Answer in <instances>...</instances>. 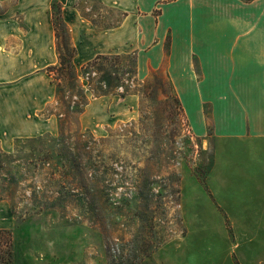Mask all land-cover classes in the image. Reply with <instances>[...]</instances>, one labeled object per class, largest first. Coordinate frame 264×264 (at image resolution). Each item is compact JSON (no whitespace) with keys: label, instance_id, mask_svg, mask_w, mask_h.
Listing matches in <instances>:
<instances>
[{"label":"rangeland","instance_id":"374dc122","mask_svg":"<svg viewBox=\"0 0 264 264\" xmlns=\"http://www.w3.org/2000/svg\"><path fill=\"white\" fill-rule=\"evenodd\" d=\"M76 7L99 28L123 18L100 0ZM52 14L66 59L49 70L58 121L0 140L13 264H264V169L260 186H242L231 167L246 152L232 155L208 125L198 135L166 63L128 50L77 66L61 3Z\"/></svg>","mask_w":264,"mask_h":264},{"label":"crops","instance_id":"0c3cea01","mask_svg":"<svg viewBox=\"0 0 264 264\" xmlns=\"http://www.w3.org/2000/svg\"><path fill=\"white\" fill-rule=\"evenodd\" d=\"M55 1L77 66L128 50L143 52L146 65L166 63L198 135L208 125L232 155L246 152L239 171L231 169L241 172L243 187L261 185L254 172L264 169V0H100L123 16L109 28L82 15L77 0H0V140L41 136L58 121L49 74L61 65ZM256 153L263 161L255 165Z\"/></svg>","mask_w":264,"mask_h":264},{"label":"trees","instance_id":"16d2710c","mask_svg":"<svg viewBox=\"0 0 264 264\" xmlns=\"http://www.w3.org/2000/svg\"><path fill=\"white\" fill-rule=\"evenodd\" d=\"M54 27L56 32L58 33V26L56 25L55 21ZM75 52L76 50L75 48H73L72 54L69 56L71 62L75 56ZM65 61L66 59L61 56V64H64ZM0 264H13V239L9 230L0 229Z\"/></svg>","mask_w":264,"mask_h":264}]
</instances>
